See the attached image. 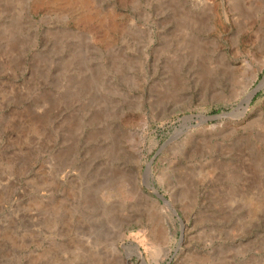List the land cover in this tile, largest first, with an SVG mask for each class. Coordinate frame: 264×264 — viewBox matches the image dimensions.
I'll return each mask as SVG.
<instances>
[{
	"label": "rangeland",
	"instance_id": "1",
	"mask_svg": "<svg viewBox=\"0 0 264 264\" xmlns=\"http://www.w3.org/2000/svg\"><path fill=\"white\" fill-rule=\"evenodd\" d=\"M263 75L264 0H0V264H264Z\"/></svg>",
	"mask_w": 264,
	"mask_h": 264
},
{
	"label": "water",
	"instance_id": "2",
	"mask_svg": "<svg viewBox=\"0 0 264 264\" xmlns=\"http://www.w3.org/2000/svg\"><path fill=\"white\" fill-rule=\"evenodd\" d=\"M264 82V75L262 76V78L260 79V81L252 88L250 89L247 93H246V96L245 98L240 101V103L234 108V110L238 109V108H244L243 106V103L244 104H247L250 99L252 98V96L256 93V91L262 86ZM233 110H231L230 112H227V113H232ZM150 163V162H149ZM149 163L147 165H149ZM149 188L152 190V192L158 197L160 198L164 203H167L168 201L166 200L165 197H163L156 188H154L153 186L151 185H148ZM178 219L180 220V218L178 217Z\"/></svg>",
	"mask_w": 264,
	"mask_h": 264
},
{
	"label": "bare ground",
	"instance_id": "3",
	"mask_svg": "<svg viewBox=\"0 0 264 264\" xmlns=\"http://www.w3.org/2000/svg\"><path fill=\"white\" fill-rule=\"evenodd\" d=\"M246 96V95H245ZM245 98V97H244ZM142 261V260H141Z\"/></svg>",
	"mask_w": 264,
	"mask_h": 264
}]
</instances>
